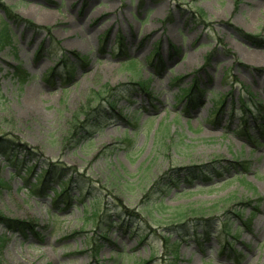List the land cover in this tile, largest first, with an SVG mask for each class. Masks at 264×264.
Here are the masks:
<instances>
[{
	"label": "rangeland",
	"instance_id": "374dc122",
	"mask_svg": "<svg viewBox=\"0 0 264 264\" xmlns=\"http://www.w3.org/2000/svg\"><path fill=\"white\" fill-rule=\"evenodd\" d=\"M5 23L0 264H264V0H0Z\"/></svg>",
	"mask_w": 264,
	"mask_h": 264
},
{
	"label": "trees",
	"instance_id": "16d2710c",
	"mask_svg": "<svg viewBox=\"0 0 264 264\" xmlns=\"http://www.w3.org/2000/svg\"><path fill=\"white\" fill-rule=\"evenodd\" d=\"M11 11L8 12V16L11 17V18H14V21L16 22H20L19 19L13 15L10 14ZM6 24V23H5ZM7 24L5 25V28L2 32H0V47L4 46L3 43L6 42H11V39H13V35L11 34V32L9 30H7ZM20 68H17V71H19ZM54 75H52L53 77ZM67 76H69L70 80L71 81V73H67ZM68 81V82H69ZM138 86H142L143 88H146L148 87L149 85V82L148 81H144V82H139V84H137ZM197 86L196 87H193L191 90H184L183 91V94H182V97L180 99H184V98H188V100L190 101L189 105L190 107H192L194 104H195V100L192 99V96L194 95V90L197 91ZM111 90L107 91L106 92V95H108V93L110 92ZM96 97H99L100 99H107V98H113V96L109 95L107 98H105V95L104 96H101V93L100 94H94ZM250 97H251V100L250 102L244 104L241 106V111H242V126L243 124H246L247 123V119H246V116L248 115V113L252 114L253 117H254V120H260V119H264V106L262 104H260V102H255L256 98L254 97L253 94H250ZM93 100V99H92ZM224 109V103L222 102L221 103V106L218 107V109L216 110V114H221L222 111ZM253 109H255L257 111V114H254L253 112ZM260 128H262V126H259ZM247 132V130H245V133ZM227 135V134H225ZM261 135L263 136L264 135V132L261 131ZM8 142V140L4 139V138H0V154H4V155H9L7 152L10 150V146L6 143ZM14 145V144H13ZM8 148V149H6ZM26 172L28 173V176L29 175H32V170L27 168ZM187 178H191V174H188L187 175ZM41 183V184H40ZM45 183H47V180H46V175L42 174L39 176V183L38 185H45ZM59 184V187H62L61 189V192L57 195H58V201H61V200H64V199H67L68 200V205L71 204V200H69V192H70V183L68 182H58ZM189 183V182H188ZM191 184V183H190ZM37 189V188H36ZM53 191L55 192L56 190L53 188ZM5 223V221H4ZM7 226L10 230H22V231H25L27 229V225H25L24 223H20V222H17L16 224H13L12 222L8 221L7 220ZM226 231L228 230V227H226ZM225 231V232H226ZM227 236H231V234H228ZM235 239V238H234ZM229 244V243H228ZM231 244V243H230ZM227 245V244H226ZM96 247H100L99 246H96ZM95 249V248H94ZM224 249H226L224 247ZM99 251L98 250H95V252L97 253ZM237 261V260H235ZM149 262H145L144 264H147Z\"/></svg>",
	"mask_w": 264,
	"mask_h": 264
}]
</instances>
